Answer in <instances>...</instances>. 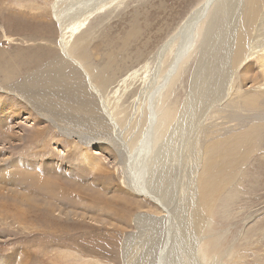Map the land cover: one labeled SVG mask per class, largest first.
Here are the masks:
<instances>
[{
	"label": "rangeland",
	"instance_id": "374dc122",
	"mask_svg": "<svg viewBox=\"0 0 264 264\" xmlns=\"http://www.w3.org/2000/svg\"><path fill=\"white\" fill-rule=\"evenodd\" d=\"M118 1L94 0L97 10L69 38L75 61L60 44L54 0H0V264H213L210 253L264 264L262 160L247 159L210 225L193 232L192 250L183 229L204 137L251 130L264 154V118L232 120L264 115V0L255 2L249 57L233 51L250 0H215L206 16L198 11L206 0ZM161 107L186 110L182 136L147 137ZM110 130L112 141L102 135ZM134 171L144 173L141 188ZM156 175L157 195L147 188Z\"/></svg>",
	"mask_w": 264,
	"mask_h": 264
},
{
	"label": "bare ground",
	"instance_id": "6f19581e",
	"mask_svg": "<svg viewBox=\"0 0 264 264\" xmlns=\"http://www.w3.org/2000/svg\"><path fill=\"white\" fill-rule=\"evenodd\" d=\"M36 1V0H35ZM80 1H84V0H54L53 5L51 6L52 9V14L54 19L59 23L60 29H61V40H60V44L63 47V51L65 53L68 54V56H70L72 59H75L71 56V51L70 49H72V47L68 46V44L70 43L69 38H71L70 36L73 34L72 32H75L76 30H79L82 26H84V24L87 22L88 18L97 10L95 9V7L97 5V3H91V6H86L84 9L79 5ZM123 0H119V3H122ZM256 0H250V9L247 11V24L244 26V28L237 32V40H236V47L235 50L233 51V53H236V56L240 57V55L242 53H244L245 51L247 53L246 57H249V55L251 54L248 50L249 47V31L248 29L250 28V25L252 23H254V21L257 18V11L258 10V3H255ZM100 5H103V1H100ZM213 3V5L215 4V0H206L205 4L202 3V7L200 10H198L202 16L206 13L208 14L207 7H209L211 4ZM24 4V3H23ZM90 4V3H88ZM224 4V3H222ZM101 7V6H100ZM99 8V7H98ZM101 10V9H100ZM196 11V10H195ZM2 12V11H0ZM204 13V14H203ZM190 16V15H189ZM193 17V16H192ZM201 17V16H200ZM211 20V19H210ZM209 20V21H210ZM194 23V22H193ZM217 23L215 22V25H213L214 28H208L209 30L215 29L216 28ZM182 27V26H181ZM186 25L183 27V30H185ZM214 31V30H213ZM260 31V30H259ZM70 33V34H69ZM183 33V32H182ZM190 33V32H189ZM195 33V32H194ZM75 34V33H74ZM175 34V33H174ZM179 34V33H178ZM182 35V34H181ZM180 36V35H179ZM176 37V35L166 43V46L172 43V40ZM185 37V36H184ZM189 37V34H188ZM217 38V37H216ZM179 39V38H178ZM264 39V38H263ZM184 40V39H183ZM175 41V40H174ZM214 41V40H213ZM183 42V41H182ZM174 44V43H173ZM256 45H254L255 47L257 46H261V43H255ZM175 48V47H173ZM182 48V47H181ZM251 50V49H250ZM162 54V53H161ZM65 55V54H64ZM182 55V54H181ZM82 55H80L81 57ZM201 56V54H200ZM79 57V55H78ZM159 57V56H158ZM164 57V56H163ZM179 57V56H178ZM183 57V55H182ZM83 58V57H82ZM262 58V57H261ZM174 59V58H173ZM180 59V58H179ZM77 60V58L75 59V61ZM83 60L80 59L78 60L79 62V66L81 65L82 67L84 66ZM85 61V60H84ZM162 61V60H161ZM164 62V61H163ZM262 64L264 65V59H262ZM85 63V62H84ZM165 63V62H164ZM177 63V62H176ZM166 64V63H165ZM169 64V63H168ZM245 64V63H244ZM164 65V64H163ZM180 66V63H179ZM177 66V67H179ZM170 67V66H169ZM171 68V67H170ZM175 65L172 67V71L174 70ZM256 69V68H255ZM84 72L87 75L89 74L88 69H86L84 67ZM169 70V69H168ZM264 70V69H263ZM167 71V70H166ZM58 72V71H57ZM176 72V71H175ZM220 72L219 68L217 69V74ZM164 73V72H163ZM177 73V72H176ZM168 74V73H167ZM171 76V75H169ZM167 77V76H166ZM172 78V76H171ZM91 79V78H90ZM169 80V79H168ZM263 80V79H262ZM33 81V80H32ZM151 81V80H150ZM166 81V80H164ZM212 81V80H211ZM96 82V81H95ZM208 82V81H207ZM93 83V81L91 82ZM168 83V82H166ZM205 83V82H204ZM26 84V83H25ZM150 85V84H149ZM199 85V84H198ZM210 85V84H209ZM166 86V85H164ZM76 87V86H75ZM92 87L95 89L97 88L96 85H92ZM200 87V85H199ZM203 87V86H202ZM212 88V87H211ZM260 88V87H259ZM39 89V88H38ZM201 88H199L200 90ZM36 90V89H35ZM206 89H204L205 91ZM209 90V88H208ZM212 90V89H211ZM214 90V89H213ZM159 91V90H158ZM154 92V90L152 91ZM210 92V91H209ZM116 93V92H115ZM205 93V92H204ZM212 93V91H211ZM264 94V92H262ZM34 94V93H33ZM199 94V92H198ZM198 94L196 95V97L198 96ZM203 94V93H202ZM259 94V93H258ZM31 95V94H30ZM49 95V94H48ZM201 95V93H200ZM199 95V96H200ZM206 95V93H205ZM260 95V94H259ZM203 96V95H202ZM201 96V97H202ZM211 96V95H210ZM251 96V95H250ZM249 96V97H250ZM261 96V95H260ZM204 97V96H203ZM237 97V96H236ZM209 98V97H208ZM248 99V98H247ZM251 99V98H250ZM142 100V99H141ZM190 100V99H189ZM150 101V100H149ZM204 101V99H203ZM214 101V100H213ZM254 101V100H253ZM108 104V100L106 101ZM145 102V101H144ZM147 102V101H146ZM257 102V101H256ZM205 103V101L203 102ZM216 103V102H215ZM253 103V102H252ZM95 104V103H94ZM111 104V103H110ZM199 104V103H198ZM249 104V103H248ZM148 105V104H147ZM155 105V104H153ZM151 105V106H153ZM186 105V104H185ZM192 105V103L190 104ZM39 106V105H38ZM150 106V107H151ZM198 106V105H197ZM110 107V106H109ZM103 108L104 111L108 113V107L106 104H103ZM112 108V107H110ZM203 109V108H202ZM188 111V110H187ZM226 111V110H225ZM234 111V110H233ZM242 111V110H241ZM114 112V111H113ZM185 112L186 110H180L178 111L177 109H165V108H157L155 110L152 109V114H151V127L153 128L152 130V134L149 133L147 135V137L152 136V141L154 142H160L162 140L167 139V141H170L169 139V135H171L170 133L173 131H176V135H181L184 134L183 131L185 129V127H183L182 125V121L186 122L187 117L185 116ZM104 113V114H106ZM187 113V112H186ZM231 113V112H229ZM246 113V112H245ZM240 113V112H233V118L232 120H236L238 121V125L242 124V123H248L251 122L253 119H258V118H264L263 114H250V113ZM259 113V112H258ZM103 114V115H104ZM189 114V113H188ZM205 114V113H204ZM111 115V114H109ZM207 115V114H206ZM219 115V114H218ZM77 116V115H76ZM112 116V115H111ZM193 116V114H192ZM229 116V114H228ZM131 117V116H130ZM223 118V117H222ZM106 119V118H105ZM77 120V119H76ZM86 120V119H85ZM207 120V119H206ZM212 120V119H211ZM259 120V119H258ZM87 121V120H86ZM96 121V120H95ZM99 121V120H98ZM112 121V120H111ZM115 121V120H114ZM255 121V120H253ZM257 121V120H256ZM264 122V121H263ZM90 123V122H89ZM98 123V122H97ZM100 123V122H99ZM98 123V124H99ZM122 124V123H121ZM211 124V123H210ZM88 125V124H87ZM86 125V126H87ZM246 125V124H245ZM187 126V125H186ZM189 126V125H188ZM109 130V129H108ZM244 130V129H243ZM259 131V130H258ZM214 132V133H213ZM219 129L212 131V134H214V138L211 136H207V138H203L200 142H202V145H200L199 143V148L202 149L203 152V157L206 156L207 158H205L206 160L204 161L203 166H201V169H199V173L196 176V179L194 180L193 183V192L190 193L189 195V199H188V215H187V219L185 222H183L185 224V226L183 227V229H185V232H187L188 234L191 235V233L193 234V232L196 234H200L201 231H203L202 229L207 228L211 221H209L208 223H205V220L207 219L208 216H211V214L214 213L215 211V207L218 203V200L221 198V195L225 192V190L228 188V184L232 181L237 180L240 175H241V168L243 167V165L245 164V162L247 161V159H254V161L258 160H262L264 161V154L262 153V150L258 149V147H255V138L254 135L252 133L251 130H246L242 133V131H240L241 133H237L234 136L231 137H223L221 138V135L218 134ZM230 132V131H229ZM236 132V131H235ZM174 134V132H173ZM222 134V133H221ZM241 134V135H240ZM102 135L104 136H108V139L110 141L113 140V133L110 130L107 133H102ZM224 135V134H222ZM235 136H238L235 138ZM115 137V136H114ZM176 137V136H175ZM154 138V139H153ZM173 138V137H172ZM180 139V138H179ZM212 139H215L217 142H211L213 141ZM147 140V138L145 139ZM149 142V140H147ZM174 141V140H171ZM51 142V141H50ZM176 142V141H175ZM42 143V142H41ZM114 143V142H112ZM145 143V142H142ZM212 143V144H211ZM167 144V143H166ZM172 144V143H171ZM198 144V142H197ZM48 145V144H47ZM174 145V144H173ZM149 147V144L147 145ZM175 146V145H174ZM176 147V146H175ZM217 147V148H216ZM104 149V148H103ZM136 149V148H135ZM162 149V148H161ZM173 149V148H172ZM167 150V149H166ZM224 150L229 151L228 153H224ZM129 151V150H128ZM132 152V151H130ZM129 152V153H130ZM173 152V151H172ZM128 153V154H129ZM164 153V152H163ZM127 155V154H126ZM169 155V154H168ZM167 155V156H168ZM124 156V155H123ZM130 157V155H129ZM133 159V157H132ZM154 162L155 164L157 163V165L159 164L158 160L154 158ZM196 164V163H195ZM157 168V167H155ZM165 168V167H164ZM173 172V171H172ZM134 173L136 174V176H139L138 178H135V184L137 186H140L138 184L139 179L144 178V173H140L137 171H134ZM154 173V172H153ZM156 173V172H155ZM185 175V174H184ZM193 175V174H191ZM190 175V176H191ZM154 177V176H153ZM157 175L155 176V180L152 181L150 179V182L148 183L147 187L149 188V192H154L155 195L158 194L157 190L159 189V187H157ZM129 179V178H128ZM259 181V179H257ZM127 182V181H126ZM8 183V182H7ZM11 183V182H10ZM131 184H133V182L131 181ZM141 184L147 185L144 182H142ZM171 184V183H170ZM261 184H264V181H261ZM132 186V185H131ZM146 187V186H145ZM141 188V186H140ZM2 189V188H1ZM0 189V191H2ZM135 189H137L135 187ZM163 189V188H162ZM169 190H166L163 194V198L164 201H166L167 203H169L170 199L167 197L166 192ZM163 192V191H162ZM2 193V192H0ZM4 193V192H3ZM264 193V192H263ZM152 197V195L150 196ZM157 196H155L156 198ZM156 200V199H155ZM172 202V201H171ZM173 206V205H172ZM180 207V205L178 206ZM186 208V207H185ZM181 211V208H180ZM174 214V213H173ZM183 217V216H182ZM207 225V226H206ZM193 229H195L193 231ZM168 235V234H167ZM184 235V234H183ZM193 234V237L190 239V237L188 238V241L186 242L187 247H184L187 251L188 250H192V243L195 240V237ZM187 239V238H186ZM205 239H208V237L206 236ZM169 241V240H168ZM171 242V241H170ZM169 242V243H170ZM211 243H213L211 241ZM185 244V246H186ZM167 245V244H166ZM165 245V246H166ZM195 245V244H194ZM197 245V244H196ZM198 246V245H197ZM167 247L169 248V246L167 245ZM164 248V245H163ZM183 248V247H182ZM184 249V250H185ZM197 249V248H196ZM162 250V249H161ZM196 252V251H195ZM206 253L208 254L209 252V244L205 243L203 245V250L202 253ZM166 253V252H165ZM168 253V252H167ZM172 253V252H171ZM190 253V251H189ZM170 254V253H169ZM211 254V253H210ZM208 254V256L210 257L209 259L212 260L213 264H224L223 261H221L223 256H218L217 257L214 255H210ZM167 256V255H166ZM175 256V255H174ZM202 256H204L202 254ZM231 256V255H230ZM162 257V256H161ZM235 259V258H234ZM233 259V260H234ZM167 260V259H166ZM165 260V261H166ZM164 261V262H165ZM172 262V261H171ZM175 263V261H174ZM167 264V262L165 263ZM227 264V263H226Z\"/></svg>",
	"mask_w": 264,
	"mask_h": 264
}]
</instances>
